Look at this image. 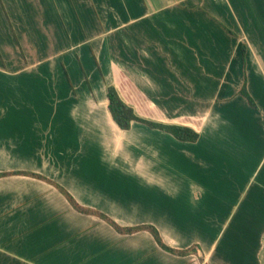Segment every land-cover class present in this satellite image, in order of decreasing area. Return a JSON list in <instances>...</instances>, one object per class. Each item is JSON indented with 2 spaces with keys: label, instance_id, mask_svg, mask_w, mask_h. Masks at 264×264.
Masks as SVG:
<instances>
[{
  "label": "crops",
  "instance_id": "0c3cea01",
  "mask_svg": "<svg viewBox=\"0 0 264 264\" xmlns=\"http://www.w3.org/2000/svg\"><path fill=\"white\" fill-rule=\"evenodd\" d=\"M0 264H264V0H0Z\"/></svg>",
  "mask_w": 264,
  "mask_h": 264
},
{
  "label": "trees",
  "instance_id": "16d2710c",
  "mask_svg": "<svg viewBox=\"0 0 264 264\" xmlns=\"http://www.w3.org/2000/svg\"><path fill=\"white\" fill-rule=\"evenodd\" d=\"M225 30L229 34L233 35V33L230 32L229 30H227V29H225ZM244 52H245V47L242 46V53H244ZM106 90H107V99H108V111L112 117V120L115 122V124L121 130H129L132 126V123L136 122V123L146 125L151 129H157V130H160L164 133H167V134L171 135L174 139H176L180 142L194 143L198 140L199 134L194 129H192L190 127L181 126V125L155 123V122H151V121H148V120H145V119L139 117L138 115H136L133 108L130 107L129 105H127L121 99V97L119 96V94H118V92L114 86L108 85L106 87ZM240 94L247 100L248 104H250L251 106H254L253 100L251 99V97L249 96V94L247 93V91L245 89V83L242 85V87L240 89ZM63 193L66 196L67 200L69 201L70 205L75 210H77L81 213L97 215L98 217L103 219L106 223H108L110 226H112V228H114V230H116L118 233H122V234L123 233H131V232L137 231L139 229H145L152 235V237L154 238L156 243L161 248H163L164 250H166L170 253H173L175 255H183V254L190 252V250L179 251V250H175V249H172V248L165 246L162 243L157 230L152 226H141V227H135V228H122V227L118 226L116 223H114L111 219L106 217L105 215H102V214L95 212L93 210H89V209H85V208L80 207L72 199V197L70 195H68L64 191H63Z\"/></svg>",
  "mask_w": 264,
  "mask_h": 264
}]
</instances>
